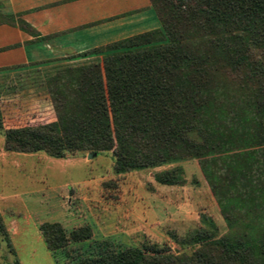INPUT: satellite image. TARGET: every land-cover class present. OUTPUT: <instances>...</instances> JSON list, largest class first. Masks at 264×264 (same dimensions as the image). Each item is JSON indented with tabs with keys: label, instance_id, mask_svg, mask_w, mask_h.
<instances>
[{
	"label": "trees",
	"instance_id": "1",
	"mask_svg": "<svg viewBox=\"0 0 264 264\" xmlns=\"http://www.w3.org/2000/svg\"><path fill=\"white\" fill-rule=\"evenodd\" d=\"M160 27L102 46L20 65L49 66L41 86L55 119L5 126L4 149L112 151L117 173L198 159L227 230L204 226L167 245L110 246L91 228L43 222L49 251L82 243L64 264H264V0H150ZM19 27L44 37L22 20ZM183 180L180 167L155 174ZM0 232L9 242L0 216ZM3 264H21L15 258Z\"/></svg>",
	"mask_w": 264,
	"mask_h": 264
},
{
	"label": "rangeland",
	"instance_id": "2",
	"mask_svg": "<svg viewBox=\"0 0 264 264\" xmlns=\"http://www.w3.org/2000/svg\"><path fill=\"white\" fill-rule=\"evenodd\" d=\"M48 67L21 68L7 78V96L1 98L5 126L55 119L41 86ZM2 145L0 135V152ZM172 167L182 169L180 183L155 179L157 172ZM203 215L214 220L219 234L227 230L195 158L117 173L112 151L68 153L64 158L44 152L0 154V216L8 235L9 228L20 230L13 235L16 249L0 232V264L15 258L21 264H64L82 253V243L69 242L66 250L57 252L56 261L39 234L43 222H59L67 232L88 225L92 240L110 237V246L155 244L179 250L175 237L181 240L203 227ZM11 219L19 223H10Z\"/></svg>",
	"mask_w": 264,
	"mask_h": 264
},
{
	"label": "crops",
	"instance_id": "3",
	"mask_svg": "<svg viewBox=\"0 0 264 264\" xmlns=\"http://www.w3.org/2000/svg\"><path fill=\"white\" fill-rule=\"evenodd\" d=\"M22 20L44 39L23 31ZM160 25L150 0H0L1 98L7 96V78H13L20 65L66 57ZM5 151L3 139L0 154ZM16 230L9 228L14 249Z\"/></svg>",
	"mask_w": 264,
	"mask_h": 264
}]
</instances>
